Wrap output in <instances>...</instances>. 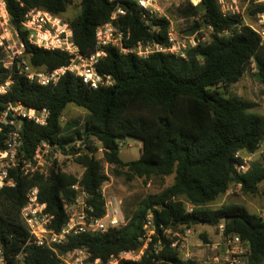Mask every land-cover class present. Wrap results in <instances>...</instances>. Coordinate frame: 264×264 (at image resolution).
Masks as SVG:
<instances>
[{
    "label": "trees",
    "instance_id": "obj_1",
    "mask_svg": "<svg viewBox=\"0 0 264 264\" xmlns=\"http://www.w3.org/2000/svg\"><path fill=\"white\" fill-rule=\"evenodd\" d=\"M13 27L19 32L30 54V62L46 70L68 65L71 57L64 51L46 50L29 41V31L22 22L33 8L54 14L66 12L73 0H6ZM126 10L112 20L119 7ZM81 12L70 21L73 41L84 56L96 47L97 26L113 22L126 35L125 47L139 42H167L170 19L148 14L129 0H80ZM264 13V2L256 3L251 15ZM179 14L194 18L187 33L209 29V39L188 49L187 57L170 53H154L146 58L123 53L107 46L106 55L97 63L103 75H112L115 83L97 89L87 86L81 77L66 73L56 85H41L6 69L0 61V85L12 80L9 90L0 95V117L10 103H22L36 109L48 108L47 125L22 120V146L19 154L32 159L43 142L58 145L64 154H76L84 167L79 179L66 172L55 160L48 176L35 173L25 176L18 168H9V179L15 186L0 189V241L11 264L16 256L26 253L24 264H64L48 247L33 243L31 234L20 217L27 203V192L33 187L46 211L54 216L51 227L56 231L68 220L65 205L73 202L80 182L89 193V201L97 215H103L105 201L102 186L109 180L103 161L114 166L117 175L129 179L174 175V183L159 193L144 198L128 216L127 223L104 233H83L71 236L61 252L85 248L91 259L107 262L112 255L137 250L149 214L153 215L157 233L141 260H121L120 264H205L196 259H183L179 245L166 230L184 233L197 224H224L225 236L238 235L249 246V264L264 263V219L239 204H226L217 209L209 205L228 192L233 184H241L246 193H258L264 183V165L252 164L249 171L237 170L238 151L256 152L264 141V115L253 112V102L230 94L231 86L247 72H253L264 83V41L261 35L244 22L239 13L224 12L219 0L189 2ZM155 27V29H154ZM0 52V59H1ZM73 103L87 111L79 121L63 124V114ZM8 127L0 131V151L6 148ZM127 137L142 141L137 160L120 157V143ZM81 140L82 146L66 145ZM103 146V160L98 159L92 140ZM186 202L194 205L189 212ZM157 245L161 249L156 252Z\"/></svg>",
    "mask_w": 264,
    "mask_h": 264
},
{
    "label": "built area",
    "instance_id": "obj_2",
    "mask_svg": "<svg viewBox=\"0 0 264 264\" xmlns=\"http://www.w3.org/2000/svg\"><path fill=\"white\" fill-rule=\"evenodd\" d=\"M119 1V0H110ZM136 2L142 8V16L147 23H150L149 16L158 15L159 8L155 0H129ZM197 5L201 0H190ZM126 10L119 6L112 14V20L119 15H125ZM264 18V13L261 15ZM24 28L29 31V41L46 50L64 51L71 57L68 65L46 70L43 67H36L30 62V54L26 50V44L21 39L19 32L13 27L6 0H0V52L1 63L6 69H16L20 75L27 77L30 81H36L41 85H56L66 73H72L82 78L83 82L90 88L113 86L115 80L112 75L100 74L97 70V63L106 55V47H117L123 53H132L139 57L146 58L151 54L162 52L174 54L178 57H187V51L197 46L202 41H206V36H200L199 32L187 36H176L169 28L167 42L159 43L156 40L139 42L133 47H125L123 41L125 32L111 22L97 26L95 30L96 47L89 55L81 54L79 47L73 41V28L70 21L64 19L59 14H54L43 8H33L25 16L22 22ZM254 28V27H253ZM155 29V27H154ZM255 29V28H254ZM264 41V30L255 29ZM12 80L8 79L0 85V95L5 94L10 89ZM50 117L48 108L36 109L27 107L22 103H10L0 117V131L3 127H8L6 137V148L0 151V189L5 186H15L14 180L9 179V168H18L25 176H33L35 173L49 175L50 168L55 160L61 163L63 158L69 157L64 154L63 149L58 145H51L48 142L39 144L32 159L25 158L19 154L22 146L21 125L22 120L27 119L39 125H47ZM72 143L67 144L70 148ZM263 146L264 141L260 144ZM259 147V149H260ZM258 149V150H259ZM257 150V151H258ZM244 150L238 151L236 156L239 158L237 170L246 173L252 166L251 156L255 154L248 152V156L242 155ZM256 151V152H257ZM241 186V184H238ZM76 191L73 202L65 205L68 220L61 228L56 231L51 227L54 216L46 211V205L39 199L37 187L29 189L27 192V203L21 209L20 217L26 224L33 243L38 246L50 248L64 264H120V261L133 260L139 261L148 249L153 236L157 233L156 224L152 214H149L144 223V232L140 237L141 246L137 250L121 252L112 255L107 262H102L100 258L91 259L89 252L85 248H75L66 252H61L59 247L68 244L71 236L83 233H104L112 227L126 225L128 219L124 214V200L118 195L107 194L106 187L102 186V195L105 201V211L103 215H97L93 205L89 201V193L84 186L77 182L72 185ZM189 212L193 211L194 205L186 202ZM219 234L224 239L227 253L231 254L226 261H220L215 257L214 263L205 264H243L239 256H236V248L244 241L238 235L225 236L224 224L218 225ZM166 233H172L166 230ZM180 237V234L174 233ZM182 240L186 238L181 237ZM180 240L172 243L173 247L179 245ZM218 247V246H217ZM215 247V248H217ZM161 249L157 245L156 252ZM26 253L16 256L17 264H24ZM0 264H11L5 254L2 242L0 241Z\"/></svg>",
    "mask_w": 264,
    "mask_h": 264
},
{
    "label": "rangeland",
    "instance_id": "obj_3",
    "mask_svg": "<svg viewBox=\"0 0 264 264\" xmlns=\"http://www.w3.org/2000/svg\"><path fill=\"white\" fill-rule=\"evenodd\" d=\"M224 12L239 13L242 15L244 22L251 25L259 31L264 30V18L259 13L251 15V9L256 3H262L264 0H219ZM156 6L159 8L158 15L167 16L170 19V29L176 36H187V30L193 24L194 18H186L179 14V8L186 5L189 0H155ZM81 12L80 0H73L68 6L66 12L61 16L72 21L76 19ZM206 39H209V29H203ZM200 34V33H199ZM230 94H236L243 99L253 102L255 107L253 112L264 115V83L260 82L253 72H247L238 82L234 83L230 90ZM87 111L73 103H70L63 114V124L66 125L70 121H79L83 124ZM79 148L82 146L81 140L73 142L70 147ZM92 146L96 147L95 154L98 159L103 160V146L93 139ZM263 146L251 156V162L261 163L264 165ZM142 152V141L135 137H127L120 143V157L124 161L137 160ZM242 155L248 156L246 151ZM63 169L77 176L79 179L84 173V167L76 161V154H70L69 157L63 158L61 161ZM104 170L109 176V180L104 183L107 194L118 195L124 200V214L126 218L138 208L140 202L150 194L159 193L174 183V175L166 177L154 176L150 179L133 178L129 179L127 175H117L114 172V166L104 162ZM226 204H239L245 206L249 212L257 214L264 219V183L260 184L258 193H246L238 184H233L228 192L219 196L209 207L211 209L220 208ZM218 226L206 224H197L190 229H185L184 233H180V237L173 232L168 233L172 239L179 241V250L183 259H196L202 263H214L215 257L220 261H226L231 254L227 253L224 245V239L219 234ZM181 237L186 238L182 240ZM218 246V247H217ZM217 247V248H215ZM236 256H239L243 264H249V246L243 242L236 248ZM264 264V263H261Z\"/></svg>",
    "mask_w": 264,
    "mask_h": 264
},
{
    "label": "water",
    "instance_id": "obj_4",
    "mask_svg": "<svg viewBox=\"0 0 264 264\" xmlns=\"http://www.w3.org/2000/svg\"><path fill=\"white\" fill-rule=\"evenodd\" d=\"M13 106H16V102H13Z\"/></svg>",
    "mask_w": 264,
    "mask_h": 264
}]
</instances>
